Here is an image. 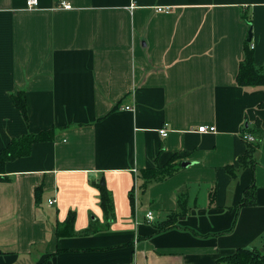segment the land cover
<instances>
[{"label": "crops", "instance_id": "0c3cea01", "mask_svg": "<svg viewBox=\"0 0 264 264\" xmlns=\"http://www.w3.org/2000/svg\"><path fill=\"white\" fill-rule=\"evenodd\" d=\"M28 1L0 0V151L27 134H55L6 164L0 264H216L241 248L264 254V138L256 164L239 163L243 136H254L244 130L264 134V88L236 81L249 19L264 65V0ZM19 93L28 122L13 104ZM175 158L189 166L142 189L143 171ZM253 183L254 205L240 206ZM181 192L188 215L158 234ZM71 213L74 234L59 238Z\"/></svg>", "mask_w": 264, "mask_h": 264}, {"label": "trees", "instance_id": "16d2710c", "mask_svg": "<svg viewBox=\"0 0 264 264\" xmlns=\"http://www.w3.org/2000/svg\"><path fill=\"white\" fill-rule=\"evenodd\" d=\"M247 24L249 29L252 27V19L247 20ZM244 57L239 66V71L237 74V84L243 88H264V65L258 66L255 57V49L252 45V42H246L244 45ZM13 104L15 108L21 112L22 117L26 122H28L29 116L27 111V98L23 93H19L17 96L13 98ZM264 107V104L262 105ZM245 132H249L250 134H254L256 137V142L249 143L246 142V154L243 157H240L239 163L241 167L253 166L255 163V155L259 151V146L264 138L263 131L261 127L258 125L257 129L254 131H250V129H245ZM54 129L43 131L34 135H24L18 139H13L2 151H0V182H6L10 178L6 176L7 170L6 164L8 162L14 161L16 159H20L22 157H27L30 155L31 147L34 143L39 142H49L53 141L54 137ZM175 158L170 163L166 164L165 167L161 168L156 166L155 168H151V170H145L142 172L141 179L143 181L142 189H146L148 186L152 185V183H159L166 181L167 178L175 175L180 171L182 165L180 163L176 164ZM228 173L231 175H235V167H227ZM4 175V177H1ZM255 184L248 188L245 192V196L240 203V206L254 205V192ZM100 196H101V207L107 217L110 214H113V196L106 189L105 186H100ZM131 195V201H134V196ZM43 196V187H37L35 191L36 204L40 205L42 202ZM214 193H212L211 201L214 202ZM178 212L172 213L168 216L166 221H162L157 223L156 230L158 234L167 232V230H171L174 228H179L177 220L182 217L188 215L190 208L188 207V195L184 192H181L178 198ZM74 222H75V214L71 213L67 220L65 221V227L57 229V236L59 238L66 237L70 234H74ZM235 226V224H234ZM233 226V227H234ZM97 228H90L87 231L88 234L95 233ZM233 230V229H231ZM231 230L226 231L224 234L229 233ZM73 231V232H72ZM193 234L197 235L195 231L190 230ZM216 264H264V254L260 252V250L255 249H246L241 248L238 249L234 254L226 256V258H222L216 262Z\"/></svg>", "mask_w": 264, "mask_h": 264}, {"label": "built area", "instance_id": "2783aa9c", "mask_svg": "<svg viewBox=\"0 0 264 264\" xmlns=\"http://www.w3.org/2000/svg\"><path fill=\"white\" fill-rule=\"evenodd\" d=\"M38 4H39L38 0H29L27 3V8L31 9V8L38 7ZM61 7L66 9V10H72V6L66 2H62ZM156 11H157V13H161V14L162 13H170L171 8L170 7H161V8H157ZM126 109L129 111H132V108H130V107H126ZM215 131H216L215 126H208V127L203 126V127H200L198 129V132L203 133V134H207L208 132H215ZM159 133L163 138H165L168 135V130L165 127L164 129L160 130ZM243 139L248 141L249 143L256 142V137H254L253 135H249V134L244 135ZM54 203H56V200L52 199L49 201V205H53ZM146 219H147L148 223H152L154 220L153 212L148 213L146 216Z\"/></svg>", "mask_w": 264, "mask_h": 264}, {"label": "water", "instance_id": "95a60500", "mask_svg": "<svg viewBox=\"0 0 264 264\" xmlns=\"http://www.w3.org/2000/svg\"><path fill=\"white\" fill-rule=\"evenodd\" d=\"M252 39H253V32H252V30L250 29V30H249V37H248L247 42H248V43L252 42ZM181 165H183V167H188V166H189L186 162H185V163H182ZM101 185H102V186H105V182H104L103 180L101 181Z\"/></svg>", "mask_w": 264, "mask_h": 264}, {"label": "rangeland", "instance_id": "374dc122", "mask_svg": "<svg viewBox=\"0 0 264 264\" xmlns=\"http://www.w3.org/2000/svg\"><path fill=\"white\" fill-rule=\"evenodd\" d=\"M112 214H110L108 217H110ZM105 216H107L106 214H105ZM110 220V219H109ZM132 221H134V217L132 218Z\"/></svg>", "mask_w": 264, "mask_h": 264}]
</instances>
